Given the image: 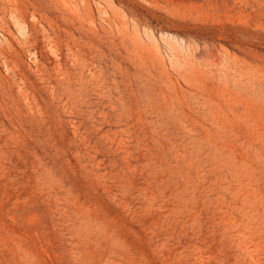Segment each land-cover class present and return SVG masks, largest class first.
<instances>
[{
    "label": "rangeland",
    "instance_id": "1",
    "mask_svg": "<svg viewBox=\"0 0 264 264\" xmlns=\"http://www.w3.org/2000/svg\"><path fill=\"white\" fill-rule=\"evenodd\" d=\"M0 264H264V0H0Z\"/></svg>",
    "mask_w": 264,
    "mask_h": 264
}]
</instances>
